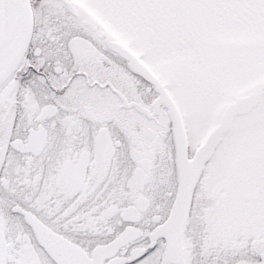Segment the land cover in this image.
<instances>
[{"label":"snow or ice","instance_id":"1","mask_svg":"<svg viewBox=\"0 0 264 264\" xmlns=\"http://www.w3.org/2000/svg\"><path fill=\"white\" fill-rule=\"evenodd\" d=\"M0 264H264V0H0Z\"/></svg>","mask_w":264,"mask_h":264}]
</instances>
